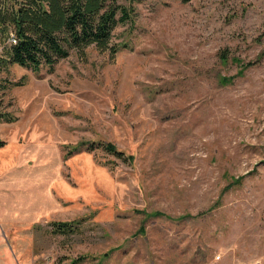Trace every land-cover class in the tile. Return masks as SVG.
Wrapping results in <instances>:
<instances>
[{
    "label": "rangeland",
    "instance_id": "1",
    "mask_svg": "<svg viewBox=\"0 0 264 264\" xmlns=\"http://www.w3.org/2000/svg\"><path fill=\"white\" fill-rule=\"evenodd\" d=\"M120 1L116 53L0 70V264H264V0Z\"/></svg>",
    "mask_w": 264,
    "mask_h": 264
},
{
    "label": "trees",
    "instance_id": "2",
    "mask_svg": "<svg viewBox=\"0 0 264 264\" xmlns=\"http://www.w3.org/2000/svg\"><path fill=\"white\" fill-rule=\"evenodd\" d=\"M130 13L131 7L120 0H0V70L11 64L36 72L43 66L52 68L70 51L90 45L116 53L117 47L110 46L112 32ZM11 33L15 44L7 43ZM6 87L0 85V89ZM4 143L0 139V147ZM86 144L88 151L100 147L117 157H130L110 142ZM51 226L56 234L73 232L76 227L73 222H51Z\"/></svg>",
    "mask_w": 264,
    "mask_h": 264
},
{
    "label": "built area",
    "instance_id": "3",
    "mask_svg": "<svg viewBox=\"0 0 264 264\" xmlns=\"http://www.w3.org/2000/svg\"><path fill=\"white\" fill-rule=\"evenodd\" d=\"M7 43L8 44H15L16 43V38L12 33L10 34V37H9Z\"/></svg>",
    "mask_w": 264,
    "mask_h": 264
}]
</instances>
